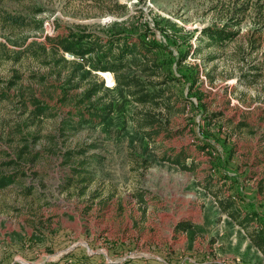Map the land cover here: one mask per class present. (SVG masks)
<instances>
[{
  "label": "rangeland",
  "instance_id": "obj_1",
  "mask_svg": "<svg viewBox=\"0 0 264 264\" xmlns=\"http://www.w3.org/2000/svg\"><path fill=\"white\" fill-rule=\"evenodd\" d=\"M5 13L29 24L5 20ZM214 25L238 34L222 45L199 42L202 29ZM68 31L158 44L153 57L168 86L189 99L171 118L180 133L162 135L154 146L136 128L139 106L118 85L108 89L107 119L66 129L74 103L60 98L76 81L68 83L73 66L62 69L42 46L49 47L46 36ZM248 74H257L250 84ZM82 88H69L67 98ZM1 92L0 173L18 176L0 189V264L64 257L84 264H264L197 175L159 159L169 148L195 153L264 235V0H0ZM31 93L54 115L30 123L22 100ZM22 146L38 159H20ZM8 159L17 164L1 163ZM75 167L85 170L75 174ZM185 223L189 229H177Z\"/></svg>",
  "mask_w": 264,
  "mask_h": 264
},
{
  "label": "trees",
  "instance_id": "obj_2",
  "mask_svg": "<svg viewBox=\"0 0 264 264\" xmlns=\"http://www.w3.org/2000/svg\"><path fill=\"white\" fill-rule=\"evenodd\" d=\"M5 20L18 24H29L25 18L10 14H1ZM240 21L235 22L239 24ZM41 27V23L36 26ZM238 31L228 29L227 26H208L202 29L199 35V42H210L212 45H222L233 41ZM49 43L47 48L42 46L46 53L51 52L56 55L52 58L55 64L62 69L73 66L68 79V83L74 81L68 87H64L63 93L66 95L60 98V102L66 104L73 101L74 105L65 112L64 125L66 129L74 131L80 124L99 123L104 121L113 112V103L108 98V89L104 87L102 79L98 76V71H111L114 75L116 85L126 90L133 102L139 107L134 111V122L138 131L143 136L158 146L162 140L173 138L180 133L179 130L171 129V118L181 111H185L189 99L175 93L168 85L171 80L162 73V65L153 57L154 50L159 46L155 42L147 40L141 36H122L112 34L101 36L92 31H68L55 36H46ZM33 53H36L34 51ZM64 54H70L80 58L83 63L67 60ZM85 65L89 66L84 70ZM135 70V72H133ZM80 71L81 74H78ZM249 77L248 83H252L257 74L245 75ZM18 77V75H14ZM88 83L82 86L85 78ZM15 85V82H10ZM83 87L79 96L72 100L67 98L69 88ZM68 88V90H66ZM4 93H0V98H5ZM183 105V106H180ZM22 107L25 112L31 115L32 124L34 120L39 121L42 116H53L54 113L50 104L31 93L27 98L23 96ZM210 144L199 147L205 151ZM164 146V144L162 145ZM81 151V150H80ZM20 159L25 154V159L35 161L39 153L32 151L28 146L19 149ZM68 154L72 151L67 152ZM159 159L177 165L180 169L192 172L197 175L199 185L208 193L213 195L218 202L222 213L228 215L246 232L252 243L264 254V235L258 229L253 213L243 212L237 208L234 197L227 193L226 188H222V178L214 175L212 168H202L195 153L185 149L176 148L165 149L161 152ZM3 165L17 164V161L8 159L1 162ZM82 163V162H80ZM85 170L82 167L73 168L75 174ZM201 172V174H200ZM200 175V176H199ZM18 174L0 173V189L9 186L17 179ZM81 180L86 181L83 176ZM28 191V189H25ZM189 224H180L178 230L186 231ZM49 264H84L77 260L67 258L49 262Z\"/></svg>",
  "mask_w": 264,
  "mask_h": 264
},
{
  "label": "built area",
  "instance_id": "obj_3",
  "mask_svg": "<svg viewBox=\"0 0 264 264\" xmlns=\"http://www.w3.org/2000/svg\"><path fill=\"white\" fill-rule=\"evenodd\" d=\"M97 74L102 79L105 88L111 89L116 86L115 78L111 71H98Z\"/></svg>",
  "mask_w": 264,
  "mask_h": 264
}]
</instances>
